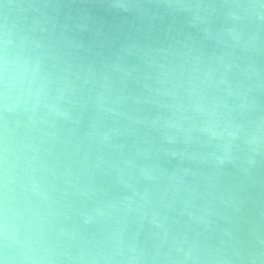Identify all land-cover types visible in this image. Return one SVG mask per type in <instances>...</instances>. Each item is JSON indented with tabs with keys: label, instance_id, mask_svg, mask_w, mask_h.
Instances as JSON below:
<instances>
[{
	"label": "clouds",
	"instance_id": "9594fccd",
	"mask_svg": "<svg viewBox=\"0 0 264 264\" xmlns=\"http://www.w3.org/2000/svg\"><path fill=\"white\" fill-rule=\"evenodd\" d=\"M155 2L182 38L159 39L141 67L117 55L116 81L0 25V264H208L196 172L173 161L246 171L264 155V106L250 95L264 77L237 63L264 56L250 28L264 25V0Z\"/></svg>",
	"mask_w": 264,
	"mask_h": 264
},
{
	"label": "water",
	"instance_id": "95a60500",
	"mask_svg": "<svg viewBox=\"0 0 264 264\" xmlns=\"http://www.w3.org/2000/svg\"><path fill=\"white\" fill-rule=\"evenodd\" d=\"M121 2L139 7L124 11L113 7L114 0H0V25L30 32L44 39L74 68L92 65L98 72H108L116 81L118 74L111 65L117 63V55L121 67H141L144 54L149 48L159 47V39L166 35L182 38L177 35L179 23L159 12L155 0ZM250 28L264 36L260 22L253 21ZM125 44L136 47L124 51ZM208 44L211 46V42ZM237 63L241 67L253 63L264 77V56L253 55L251 60L245 56ZM118 86L125 93L141 90L132 81ZM250 95L264 106V90L254 87ZM144 114H149L146 107ZM91 115L88 112L86 117ZM117 120L126 123L120 117ZM88 122L86 118L84 123ZM132 139L124 136L118 142L130 144ZM152 140L156 142L154 134ZM254 159L253 165L244 166L246 171L239 165L209 170L187 160L183 164L173 161L174 165L196 172L188 179L197 193L192 211L204 216L208 227H193L201 233L199 242L208 250V264H213L216 256L225 257L231 264H264V155Z\"/></svg>",
	"mask_w": 264,
	"mask_h": 264
}]
</instances>
